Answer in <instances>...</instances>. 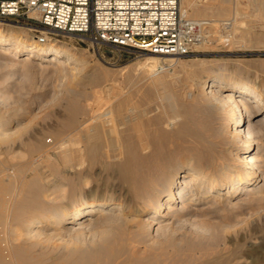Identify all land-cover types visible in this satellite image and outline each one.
I'll return each instance as SVG.
<instances>
[{
	"label": "bare ground",
	"instance_id": "obj_1",
	"mask_svg": "<svg viewBox=\"0 0 264 264\" xmlns=\"http://www.w3.org/2000/svg\"><path fill=\"white\" fill-rule=\"evenodd\" d=\"M195 5L190 0H181L182 15L219 17L228 8L227 0ZM210 20L211 18H207L202 23H211ZM0 46L10 57H16V53L22 52L16 58L24 63L40 56L49 62H57V66L68 65L75 72L81 69L77 65L86 63L84 54L71 45H40L32 36L22 33L18 26L8 22L0 21ZM147 58V62L156 60L153 56ZM225 70V67L220 66L216 71L198 70L200 72L197 73L191 70L186 71V75L183 73L186 77L190 76L191 80L199 81L201 102L191 104V108L195 107L197 113H186L187 106L181 109L170 103V111L182 112V119L174 128V135L166 133L165 129L158 126L161 115L153 118L154 120L147 118V114L143 118L144 113L137 108L138 103L131 101L129 94L131 102L127 97L115 99L113 103L109 102L110 106L108 110L105 108L104 114L101 115V111L97 112L100 116L93 115L95 119L91 120L90 126L84 127L81 139H78L82 140L83 143L80 144L83 146L70 148L59 145L60 149L55 152L56 157H59L58 163L53 162L50 154H47L45 161L50 171L58 174L60 177L56 179L60 181V178L69 180L68 192L71 194L75 193L82 178L81 171L70 175L67 173L74 162L87 161V167L91 168L100 158L103 159L102 165L115 161L118 163L124 186V194L119 197L83 193L74 204L64 208H59L54 203L49 204V185L45 182L44 171L34 164L35 161L33 163L34 152L43 151L47 143L42 140L43 137H37L35 132L19 134L23 127L8 131L4 123L0 122V143H4L0 146V264H230L234 258L240 256L237 251H216L200 238L196 241L187 240L183 244L178 240L175 229L168 230L181 215L192 209L188 204L198 199V192L205 196L242 198L262 178L257 161L260 163L264 158V148L258 145L254 135L262 130L263 125L259 123V127H256L253 120L264 113V92L257 91L252 80H243L242 74L236 69L229 73L233 80L226 78ZM98 71L94 67L88 74L89 77L96 79L100 75ZM139 77L143 79L145 75L141 74ZM165 83L168 82L162 75L149 81L150 85L164 86ZM76 95L73 94L64 105L65 113L55 132L79 123L78 115L83 114L84 107ZM128 111H131L132 117L126 115L129 114L126 113ZM178 115L181 116L179 113ZM262 120L264 118L260 119L261 122ZM219 122L228 124L229 133L236 142L234 163L224 159L225 152L228 151L226 148L217 150L215 147L216 141L213 139L218 135ZM119 123L125 124V132H120L122 127L118 128ZM150 124L157 126L150 128ZM83 125L84 122L82 127ZM15 133H18L17 136ZM174 137L189 150L187 149L188 153L186 151L183 157L172 159L168 173L164 174L160 164L169 155L170 151L165 147L174 142ZM149 138L152 139L151 142L147 140ZM148 143L154 157L151 161L147 158L150 163H145L138 155L141 149L143 151L149 146ZM20 144L27 146V161L9 163L7 159H10V155L7 154L10 153L11 158L24 154L19 155L14 149ZM1 155H7V158ZM187 174L191 175L189 181L184 178ZM220 177H223L222 181L218 180ZM260 188L261 185L255 190L260 191ZM57 190L60 189L56 183L50 192ZM190 192L193 193L188 196ZM58 194L62 196L64 192ZM57 198L55 196L53 199ZM180 200L182 204L178 206ZM141 212L144 215L136 218L135 215ZM170 215L172 221L166 219ZM87 216L89 217L83 220ZM156 219L157 227L152 232L158 236L163 234L164 239L151 235V226ZM202 229L205 230L206 227ZM82 235L92 236L89 244L80 242ZM255 252L257 256L249 259L251 264H259V249Z\"/></svg>",
	"mask_w": 264,
	"mask_h": 264
},
{
	"label": "rangeland",
	"instance_id": "obj_2",
	"mask_svg": "<svg viewBox=\"0 0 264 264\" xmlns=\"http://www.w3.org/2000/svg\"><path fill=\"white\" fill-rule=\"evenodd\" d=\"M215 1L217 2V0H190L191 4H196L195 6L207 3L213 4L216 3ZM179 3V5H181V0H179ZM227 7V11L219 17L183 15L195 21L211 18L209 22H213V24L212 22L208 23V27L206 28V35L211 43L197 52H189L183 56L158 55L150 52H141L135 55L121 56L118 58L116 53L102 48L100 51L105 56V58L102 59L95 50L87 48V46L82 43L70 41H66L65 43L63 42L64 40L55 42L58 45L63 43L71 45L77 51L84 54L86 63L77 65L81 67L77 73L75 70L71 71L68 65L57 66V62H49L46 58L40 56L24 63L16 58L17 55H21L22 52L16 53V57H10L8 56L9 54L3 52L4 49L0 46V122L4 123L5 129L8 131L23 127V129L18 132L19 134L25 133L24 135H28L29 132H35L37 137L41 139L43 137L42 140H45L44 142L47 143L43 151L38 153L34 152L36 156L34 155L33 157V163L35 161L34 164L40 167L42 172L44 171L45 182L49 185V190H47V198L50 200H48L49 204L53 205L54 203L59 208H64L74 204L78 198L82 197L83 193L110 197L123 196L124 186L121 181L118 163L115 161H112L109 165H102L104 164L103 159L100 158L101 160L95 162L96 165L94 163L91 168L87 167L89 166L87 161L74 162L72 165L73 167H69V172L67 170V173L70 175L75 174V172H82L81 181L79 180L74 194L68 192L69 180L63 178H60L61 181L58 180L60 176L50 171L47 161H45L47 154H50L52 161L58 163L59 157L57 156V159L56 153L62 144L70 148H79V145L83 146V144H80L83 143L81 142L82 140L78 139H81L84 127L90 126V123H92L91 120L100 116V114H104L103 112H106L104 111L105 108L108 110L110 104L118 98L127 97L129 99L130 96L131 101H135V104L138 103L136 105L137 108L144 113L143 118L147 116V118L154 120L156 116L159 117V115H161L159 117L160 121L158 126L163 130L165 129L164 131L166 133L168 132V134L174 135V128L180 123L182 112L176 110V112L181 115L179 116L175 111H170V103L181 107V109L187 106L188 108L185 110L186 113H197L196 108L191 107L194 105V102H201L200 97L202 94H200L199 81L195 79L191 80L190 76H185L186 73L191 70H195L197 73L200 72L198 70L210 72L216 71V69L221 66L226 68L224 73L225 77L233 80L234 78L229 76V73L233 71V69H236L242 74L243 80H252L255 83V89L264 92V0H227ZM222 19L224 20L223 22L220 21ZM19 31L32 36V33L23 27H19ZM33 40L36 39L33 38ZM149 56L156 57V60L152 59V61L147 62V57ZM108 57H111V59L107 60ZM195 62L198 63L196 64ZM71 65H73V63ZM149 65H153L152 68ZM193 66L196 67L194 68ZM203 66H205V69ZM94 67L97 71L100 69L98 71L100 75L92 80L88 74ZM188 68L191 69L188 71ZM72 72L74 73L72 74ZM183 73H185V75H183ZM141 74L145 75L143 79L139 77ZM161 75L165 77V81L168 83H165L164 86L149 84V81L153 77ZM73 94L78 95H76V98L80 104L83 105L84 110L86 109L87 111L83 110L82 113L84 115L81 113L78 115L80 117H78V120L80 119L79 123L77 122L73 127L57 133L54 130L58 127L61 117L65 113L64 105ZM116 94L118 96L120 94V96L118 97ZM170 97L173 99L174 103L170 101L172 100ZM168 98H170V100H168ZM93 100L96 101L94 102ZM101 111L102 113H100ZM126 113H129V111ZM130 113L126 115L132 117ZM174 114H177V116ZM263 114L257 115L253 120L256 127H259V123L263 125L262 130L256 132L254 135V138L259 142L258 145L262 148H264V120H262V123L260 119L264 118V116H262ZM93 115L95 116L94 118ZM88 116L91 117L89 118ZM86 118L90 120L87 121ZM81 122H84L83 127ZM120 124L121 126H119ZM122 124L123 123H119L118 128L122 127V129L120 128L119 130L123 133L126 128L125 124H123L124 126ZM154 125L156 124H150L149 127H154ZM78 126L80 127L78 128ZM217 132V137L213 139L216 141L215 147L217 150L226 148L228 151L225 152L224 159L229 163H234L235 155L233 153L236 152L234 148L236 142L229 133L228 124L219 122L217 124ZM18 133H15V136H17ZM150 139L151 138L147 140L151 142L152 139ZM174 139L178 144H176L174 140L172 144L165 147L170 153L160 164V169L163 167L161 171L164 174L168 173L172 159L183 157L189 150L185 144H179L176 137H174ZM3 145L0 143V146ZM148 145L147 147L149 148L146 147L143 151H141V149L139 152L140 154L138 153V156H140L141 160L145 163H150L154 157V155L150 153V151H152V149H150V144L148 143ZM26 147L27 146L24 144L16 145L14 147L16 153L18 152L19 155L22 153L24 154H22L21 157L17 154L19 157L15 158V156L14 159L10 157L11 154L9 153L7 155H10L9 158L11 160L7 159L9 160L8 162H26L28 156ZM151 148L154 147L151 146ZM7 155H1V157L6 156L4 158H7ZM12 155H14V153H12ZM262 157H264V153ZM147 158H150V161ZM257 158L259 159V157ZM263 159L264 158H262L260 163L259 160L257 161L258 171H260L259 174L262 178L254 186L253 190L245 193L242 198H228L225 195H220L218 197L214 195L205 196L198 192L196 194L198 199L192 202V204H188L189 208L192 209L187 211L184 215H181L178 221L174 222L171 225L172 227H170V229L168 228V230L175 229L178 240L183 244L187 240L196 241L200 238L203 239L204 242H207V245L210 247L212 246L216 251L221 250L229 253L237 251V254H240V256L238 255V257L234 258L230 264H251L252 257L257 256L255 251L259 249V264H264ZM81 164L83 165L81 166ZM190 177L191 175L187 174L184 178L186 181H189ZM218 180L222 181L223 177L218 178ZM56 183L60 190L50 192L51 188ZM260 185V191L255 190L258 189ZM61 192H64L65 195L63 194L61 196L58 194ZM192 193L193 192H190L188 196L192 195ZM55 196L56 198L58 197L57 200L53 199ZM181 204L182 200L177 203L178 206ZM142 215H144V212L136 214L135 217L139 218ZM88 217L89 216L83 218V220ZM166 219L169 221L173 220L171 215ZM157 222L158 219H156L151 226V235L157 239H164L163 234L158 236L156 234L154 235L152 232V230L157 227ZM79 239L80 242L89 244L92 236L82 235ZM223 248L225 249L222 250ZM242 254L244 256H242Z\"/></svg>",
	"mask_w": 264,
	"mask_h": 264
},
{
	"label": "built area",
	"instance_id": "obj_3",
	"mask_svg": "<svg viewBox=\"0 0 264 264\" xmlns=\"http://www.w3.org/2000/svg\"><path fill=\"white\" fill-rule=\"evenodd\" d=\"M0 21L26 28L41 45L82 43L102 59V48L118 58L183 56L211 43L208 23L184 17L179 0H0Z\"/></svg>",
	"mask_w": 264,
	"mask_h": 264
}]
</instances>
